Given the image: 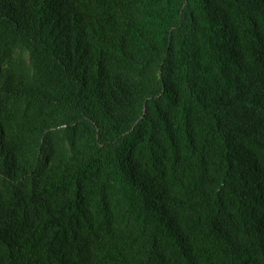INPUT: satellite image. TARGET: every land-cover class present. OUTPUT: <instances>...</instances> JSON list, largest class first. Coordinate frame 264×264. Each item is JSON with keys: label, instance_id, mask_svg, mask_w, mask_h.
Segmentation results:
<instances>
[{"label": "trees", "instance_id": "1", "mask_svg": "<svg viewBox=\"0 0 264 264\" xmlns=\"http://www.w3.org/2000/svg\"><path fill=\"white\" fill-rule=\"evenodd\" d=\"M0 264H264V0H0Z\"/></svg>", "mask_w": 264, "mask_h": 264}]
</instances>
